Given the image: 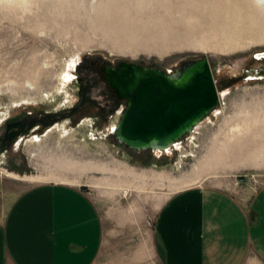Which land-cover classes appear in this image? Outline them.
I'll return each instance as SVG.
<instances>
[{
  "label": "rangeland",
  "instance_id": "1",
  "mask_svg": "<svg viewBox=\"0 0 264 264\" xmlns=\"http://www.w3.org/2000/svg\"><path fill=\"white\" fill-rule=\"evenodd\" d=\"M67 2H74L78 10L65 17L60 11ZM99 3L0 0L1 203L9 204L38 181L37 176L67 181L81 177L95 198L103 187L134 185L127 177L103 180L96 170L104 165L119 171L129 165L138 174L158 171L179 185L220 182L247 203L264 183V115L258 113L254 127V138L259 140L247 146L257 150L256 157L236 160L224 154L216 159L236 141L238 128L246 127L242 120L246 115L235 111L242 105L264 104V79H239L248 69L264 70V56L258 55H264L263 26L247 17H197L167 11L161 23L135 13L123 15L125 20L102 23L97 15ZM159 40L165 45L163 53L157 50ZM202 56L208 58L219 104L178 145L165 151L135 150L113 137L123 106L113 110V97L92 61L127 59L169 73ZM63 70H69L71 78L60 84ZM23 98L34 101L20 103ZM217 110L220 113L215 114ZM54 126L65 131L47 133ZM35 136L40 141H31ZM120 198L126 203L134 196L125 193ZM242 264L262 263L250 255Z\"/></svg>",
  "mask_w": 264,
  "mask_h": 264
},
{
  "label": "crops",
  "instance_id": "2",
  "mask_svg": "<svg viewBox=\"0 0 264 264\" xmlns=\"http://www.w3.org/2000/svg\"><path fill=\"white\" fill-rule=\"evenodd\" d=\"M111 167L96 171L134 185L95 198L81 177L37 176L0 201V264H242L250 255L264 264V183L243 203L220 182ZM125 193L134 198L122 202Z\"/></svg>",
  "mask_w": 264,
  "mask_h": 264
},
{
  "label": "water",
  "instance_id": "3",
  "mask_svg": "<svg viewBox=\"0 0 264 264\" xmlns=\"http://www.w3.org/2000/svg\"><path fill=\"white\" fill-rule=\"evenodd\" d=\"M246 75L263 78L264 70ZM104 79L125 101L112 130L118 142L135 150H165L192 131L218 104L208 58L188 60L173 72L122 59L106 65Z\"/></svg>",
  "mask_w": 264,
  "mask_h": 264
},
{
  "label": "bare ground",
  "instance_id": "4",
  "mask_svg": "<svg viewBox=\"0 0 264 264\" xmlns=\"http://www.w3.org/2000/svg\"><path fill=\"white\" fill-rule=\"evenodd\" d=\"M73 4L71 2H67L64 5L65 10L60 11V14L66 17L71 13L76 12L78 10V6H75ZM165 11L170 13L179 12L180 14H191L196 15L197 17H204L205 15H234L236 18L241 17V19L247 17L257 20V22H259V24L264 28V0H100L97 15L98 20L100 19L99 21L102 23H114L118 20H125L127 19V16L123 15L131 16V14L133 13H135V16L139 15L143 16V18L147 17V19L149 20L157 18L159 19L157 22L161 23L164 22L165 18L168 16V14H165ZM157 44L161 45L157 49L158 52L163 53L166 51V49L162 46L164 45V43L161 40H159ZM220 50H225V48L221 47ZM250 77L257 78L252 76ZM59 78L60 84L68 82V80L71 78V72L69 70H63L61 71ZM60 88L61 86H59V89ZM33 101L34 100H31V98H23L20 103H29ZM217 113H220V110L215 111V114ZM258 113L264 115V104L259 107L256 104H250L249 106L242 105L241 109H237L235 111V114L237 115L244 114L247 116L242 118L243 123L246 125V127L241 128L240 125L237 126V128H240H238L236 141H233L231 142V145L226 146L224 153L218 154L216 160H220V156H223L224 154L231 157V159L235 158L236 160H239V157L242 158L243 156L252 158L257 156V150L247 149V146L251 145L254 140H259L254 138V127L258 124ZM58 128L59 131H65L64 127L62 128L60 126ZM51 130V128L48 129L47 133H49ZM35 140L40 141V138L35 136V138H33V140L31 141ZM256 161L254 159H251L250 162H252L251 164L254 166L260 165Z\"/></svg>",
  "mask_w": 264,
  "mask_h": 264
},
{
  "label": "flooded vegetation",
  "instance_id": "5",
  "mask_svg": "<svg viewBox=\"0 0 264 264\" xmlns=\"http://www.w3.org/2000/svg\"><path fill=\"white\" fill-rule=\"evenodd\" d=\"M259 56H264L263 54H258ZM256 55V56H258ZM116 63H108V62H100L98 60H94L92 61V68L97 72V74L104 80L106 86H107V89L109 90V92L111 93L112 97H113V102H114V109L113 110H116L118 107L120 106H123L125 101L123 100H120L116 97L115 93L113 92V90L109 87V84L108 82L104 79V76H105V67L106 65H116ZM142 64V63H141ZM145 65H150V66H153L155 67L154 65L150 64V63H145ZM180 67V66H179ZM178 67V68H179ZM158 68H161V67H158ZM177 69V68H176ZM175 69V70H176ZM174 70V71H175ZM249 70V69H248ZM246 70V71H248ZM246 71H244V78H239L240 80L242 81H257V80H261V79H264V78H251L249 75H246ZM227 91L223 92V95L226 94Z\"/></svg>",
  "mask_w": 264,
  "mask_h": 264
},
{
  "label": "built area",
  "instance_id": "6",
  "mask_svg": "<svg viewBox=\"0 0 264 264\" xmlns=\"http://www.w3.org/2000/svg\"><path fill=\"white\" fill-rule=\"evenodd\" d=\"M122 109H123V108H121V110H122ZM121 110H120V113H121ZM195 127H196V126H195ZM195 127H194V128H195ZM180 140H181V139L175 141L172 145H170L169 147L165 148V150L170 149L172 146H176V145H178L179 142H180ZM154 151H157V149H154Z\"/></svg>",
  "mask_w": 264,
  "mask_h": 264
}]
</instances>
